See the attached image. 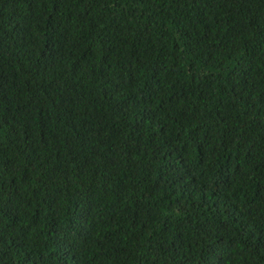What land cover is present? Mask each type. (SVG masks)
Segmentation results:
<instances>
[{"label":"trees","instance_id":"1","mask_svg":"<svg viewBox=\"0 0 264 264\" xmlns=\"http://www.w3.org/2000/svg\"><path fill=\"white\" fill-rule=\"evenodd\" d=\"M0 264H264V0H0Z\"/></svg>","mask_w":264,"mask_h":264}]
</instances>
